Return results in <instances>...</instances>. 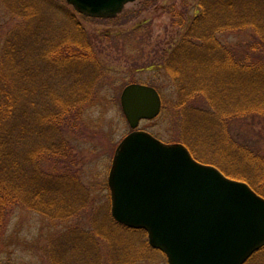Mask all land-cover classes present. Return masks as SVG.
<instances>
[{"label":"rangeland","instance_id":"obj_1","mask_svg":"<svg viewBox=\"0 0 264 264\" xmlns=\"http://www.w3.org/2000/svg\"><path fill=\"white\" fill-rule=\"evenodd\" d=\"M256 1L253 8L264 7V0ZM214 2L136 0L125 5L115 19L87 20L65 0H33L28 3L29 21L21 23L22 18L13 14V10L22 12L27 1L0 0V59L7 43L16 44L21 52L26 49L31 58L35 57L28 71L33 76L27 83L30 88L38 84L37 88L43 92L42 83L51 82L45 73V63L37 59L38 50L46 44L52 46L51 43L70 32L75 41L95 51L100 65L94 69L89 63L86 72L78 70V78L76 72L67 77L63 72L66 66L53 75L52 82L60 86L64 99L56 105L62 110H69L68 107L74 110L60 127L65 156L61 153L58 158L52 157L40 168L61 186L70 177L77 184L63 195L61 191V198L42 197L40 203L24 192H15V200L10 196L13 205L7 208L0 230V264H167L162 253L148 246L145 232L117 225L110 213L108 172L117 146L132 131L120 104L122 91L129 84L153 87L162 100L159 115L142 122L138 130L163 143L185 146L194 159L219 169L229 179L264 186V178L245 164L246 155H242L243 151H249L254 156H264V120L252 116L219 120L204 83L197 74L189 73L192 71L182 70L177 62L182 55H174L184 35L193 29L195 18L204 12L202 5L213 6ZM217 38L227 49L241 47L251 49V53L253 49L257 54L264 53L263 47L254 45L249 31L225 32ZM88 79L90 84L86 87ZM77 83L87 92L80 101L64 93L63 85L75 88ZM194 89L201 93L193 96L192 92L189 96ZM23 102L27 107H41L44 103L41 98L31 96ZM19 139L22 141L14 156L26 163L32 137L27 134L16 140ZM66 161L70 169H65ZM26 166L19 168L24 173L23 186L27 188L32 183V172ZM246 264H264V250Z\"/></svg>","mask_w":264,"mask_h":264},{"label":"trees","instance_id":"obj_2","mask_svg":"<svg viewBox=\"0 0 264 264\" xmlns=\"http://www.w3.org/2000/svg\"><path fill=\"white\" fill-rule=\"evenodd\" d=\"M21 1H27L22 5V12L13 10V14L21 17V23H23L25 19L27 21L30 19L26 15L29 8L28 3L33 0ZM215 2L213 6L202 5L204 12L200 17L195 18L193 23L195 25L192 24L193 29H189L184 35L174 55H182L177 58L182 70L192 71L189 73L193 74L192 76L197 74L202 84L204 83L203 88L208 89L207 97L210 104L214 105L212 106L213 111L219 120H224L226 117L244 118L250 116L264 120V53L257 54L254 49L251 53V49L247 51L241 47L227 49L217 38L218 34L225 32L249 31L253 36L254 45L264 48L261 46L264 43V7L253 8L256 0H215ZM247 3L248 5H245ZM82 18L94 20L84 16ZM199 22L204 23L197 25ZM9 44L7 43L3 48L4 52L0 59V230L3 227V216H5L7 208L9 205H13V201L17 198L14 196L15 192L20 194L24 192L25 196L28 194L29 198L37 199L35 203H40L42 197L49 200L61 198V191L63 195L65 190L69 192L71 187L77 184L76 180L68 177V180L65 179L67 181L61 182L65 186H61L57 184L56 179L51 180L52 175L47 177L40 168L52 157L58 158L61 153L63 155L65 152V140L62 138L63 130L60 127L64 120H69L67 117L71 116V112L74 110L73 107H68L69 110H62L63 107L59 108L56 105V102L64 99L60 96V86L52 80L57 70L63 69L64 66L66 67L63 72L67 77L72 72H76L77 78L78 70L86 72L85 66L89 67V63H92L91 66L94 69L100 66L95 51L89 45L75 41L73 33L70 32L68 36L64 35L51 43L52 46L46 44L37 52V59L45 63V73L47 71V76L51 79L47 85L42 83L40 86L42 92L37 88L38 84L33 86L36 90L27 86L29 80L33 78L28 75V71L32 69L31 60L35 57L31 58L26 49L25 52L24 49L21 52V49H17L20 47L14 43L13 45ZM15 52L18 53L15 54ZM14 66L19 70L13 71ZM194 66L197 68L195 71ZM4 69L6 70L3 71ZM35 71L34 69L33 72ZM78 81L81 83L82 79ZM89 84L90 80H85L86 87ZM193 84L195 85V82ZM63 86L66 96L73 95L78 101L85 98L87 92L81 84L77 83L75 88L68 85ZM185 87L186 83L183 85V88ZM183 88L182 91L185 90ZM38 89L41 91L40 94ZM81 90L82 94L80 95ZM192 92L193 96L201 93L194 89L188 95L191 96ZM30 96L32 99L41 98L44 102L43 105L27 107L28 104H25L23 99L27 101V97ZM27 109L28 118L26 116ZM76 109L78 110V108ZM27 134L32 137L31 145L28 151L26 150L28 161L25 163L24 160L21 163L18 155L15 159L14 151L18 145L20 146L22 139H16L24 138ZM43 137L45 138L43 139ZM242 155H246L245 164L249 165V168L257 170V173L264 178V156H254L249 151H243ZM67 163L66 161L64 167L70 169L71 166ZM19 165H27L26 167L31 169L33 184H27L28 189L23 186L25 182L21 176L24 173L21 172ZM43 176H46L47 179ZM249 186L264 197V186L255 187L252 184ZM61 188L67 189L61 190ZM10 196L12 199L14 198L12 202ZM263 250L264 248L259 252Z\"/></svg>","mask_w":264,"mask_h":264},{"label":"water","instance_id":"obj_3","mask_svg":"<svg viewBox=\"0 0 264 264\" xmlns=\"http://www.w3.org/2000/svg\"><path fill=\"white\" fill-rule=\"evenodd\" d=\"M65 1L86 17L113 19L136 0ZM120 104L132 132L117 146L108 173L112 218L146 232L168 264H245L264 247V198L195 161L185 146L137 130L160 113L154 88L128 85Z\"/></svg>","mask_w":264,"mask_h":264}]
</instances>
